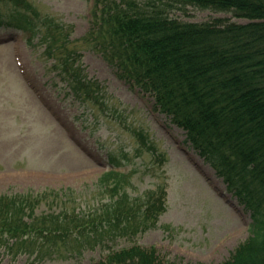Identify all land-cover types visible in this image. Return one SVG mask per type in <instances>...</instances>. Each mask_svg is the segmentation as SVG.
Masks as SVG:
<instances>
[{
    "label": "rangeland",
    "instance_id": "374dc122",
    "mask_svg": "<svg viewBox=\"0 0 264 264\" xmlns=\"http://www.w3.org/2000/svg\"><path fill=\"white\" fill-rule=\"evenodd\" d=\"M25 1L66 28L68 46L78 53L79 68L98 86V95L80 103L36 40L39 34L28 41L24 32L0 26V194L37 199L35 216L91 212L111 197L100 189L98 178L114 169L130 205L142 207L163 191L165 210L155 227L92 246L67 243L13 254L0 243V264H90L133 244L152 246L171 263L228 259L250 234L249 211L234 188L189 146L182 129L153 110L151 98L119 78L86 41L92 0ZM10 6L11 1H0V16ZM170 14L192 22L249 21L193 6ZM246 186L258 188L256 183Z\"/></svg>",
    "mask_w": 264,
    "mask_h": 264
},
{
    "label": "trees",
    "instance_id": "16d2710c",
    "mask_svg": "<svg viewBox=\"0 0 264 264\" xmlns=\"http://www.w3.org/2000/svg\"><path fill=\"white\" fill-rule=\"evenodd\" d=\"M0 1H11L0 26L24 32L28 41L39 34L36 40L74 97L84 104L96 99L98 86L83 76L66 28L31 2ZM187 6L249 21L192 22L170 14ZM90 14L86 41L119 78L151 98L153 110L183 130L189 146L249 211L250 234L218 264H264V0H93ZM249 183L258 188H248ZM98 184L111 197L91 212L35 216L37 199L0 194V243L13 254L67 243L92 246L155 227L165 210L163 191L142 207L130 205L114 169L103 172ZM90 264L179 263L163 261L152 246L133 244Z\"/></svg>",
    "mask_w": 264,
    "mask_h": 264
}]
</instances>
